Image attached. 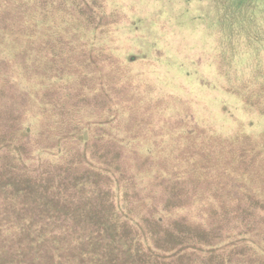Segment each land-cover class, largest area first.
Listing matches in <instances>:
<instances>
[{"label":"trees","instance_id":"16d2710c","mask_svg":"<svg viewBox=\"0 0 264 264\" xmlns=\"http://www.w3.org/2000/svg\"><path fill=\"white\" fill-rule=\"evenodd\" d=\"M56 1L0 0V83L5 102L9 100L15 110H21L20 130L39 138L32 159L44 164L48 156L60 157L50 163L56 167L57 183L72 171L71 158L78 157L87 172H93L88 180L105 177L123 196L129 190L139 192L144 188L148 194L139 198L136 193L137 198L131 200L130 208L138 216L152 220L147 210H155L156 205L150 204L158 200L165 217L155 221H162V248L153 241L157 238L153 229L147 239L133 235L135 227L139 225L138 231L142 227L132 221L130 210L129 221L122 225L119 221H66L60 204L41 207L38 215L37 206L24 211L19 197L3 194L0 264H136L137 256L142 259L138 250L145 253L143 245L155 253L152 264H264V162L259 161L260 148L241 131L224 140L196 123L199 128L193 130V121L197 120L193 117L192 121L188 112L178 121L168 119V113L159 106L162 97L147 95L143 81L137 79L135 83L137 77L132 70L113 56L109 61L111 56L105 51L110 49L94 48L92 44L73 46L64 28L67 25H46L50 13H63ZM59 1L66 6L84 2L93 11L94 0ZM246 1L250 0H238L234 5L242 9ZM194 2L187 0L185 5ZM222 2L227 0L212 3L222 6ZM224 7L226 13L228 4ZM220 15L215 18L219 28ZM198 22L192 14L191 18L178 19L176 26L175 19L167 17L166 28L160 27L159 33L167 28L177 32L180 26L189 32L187 29L202 27ZM37 33L42 34V40ZM82 40L84 36L74 39ZM38 41L43 46L35 50ZM98 51L104 54V60H98ZM72 75H78L80 81L90 76L94 92L79 89V96L84 97L72 100L71 92L66 94L60 83ZM134 88L138 90L136 96ZM9 91L17 93L19 100L9 99ZM50 102L53 106L47 108ZM160 139L166 150L162 151V178L141 181L144 184L140 186L128 164L120 165L119 160L123 154L154 155L151 146L159 145L154 142ZM110 153L118 158L115 164L105 161ZM87 179L76 181V188L87 185ZM157 185H162V205L156 199L157 191L151 190ZM196 211L199 221H191L190 213ZM54 217L56 221H52ZM159 224L155 226L160 228ZM122 230L125 235H112Z\"/></svg>","mask_w":264,"mask_h":264},{"label":"rangeland","instance_id":"374dc122","mask_svg":"<svg viewBox=\"0 0 264 264\" xmlns=\"http://www.w3.org/2000/svg\"><path fill=\"white\" fill-rule=\"evenodd\" d=\"M186 1H146L148 6L142 0H94L91 4L93 11H90L91 7L84 2L77 4V7L73 3L66 6L57 0L56 5L63 8V13H50L46 25H67L64 28L68 29L73 46L92 44L94 48L104 46L110 49L105 51L111 56L109 61L113 56L120 65L132 70L137 77L135 83L142 80L147 95L162 97L159 106L168 113V119L178 121L188 112L192 121L193 117L197 120L193 121V130L199 128L195 126L196 123L224 140L234 138L241 131L242 136H250L254 145L260 148L259 161L264 162V0L246 1L242 9L234 5L238 0H227L226 13L223 11L225 2H222V6L220 3L215 6L213 0H195L186 6ZM219 9H223L222 12ZM191 13L196 15L198 25H202L196 27L198 30L187 29L189 32H186L185 27L180 26V30L174 29L180 34L168 28L159 33L160 27L166 28L167 17L175 19L177 26L178 19L191 18ZM218 14H221V28L215 24ZM37 34L41 35L42 40V34ZM77 36H84L85 40L74 41ZM191 37L194 40L189 43ZM42 46L43 42L38 41L35 50ZM97 55L98 60H104L102 52L98 51ZM90 78L84 76L82 82L78 80V75H72L60 83L64 86L63 91L66 94L71 92L72 100L78 101L79 97H84L83 94L79 96L81 90L94 92L96 87L89 81ZM36 79L37 75L34 81ZM50 84L56 88L53 82ZM2 86L3 82L0 83V198L3 194L19 197L18 200L22 201L20 207L24 211L37 206L35 211L38 212L43 209L41 207L60 204V210L66 213V221H119L122 225L132 216V221L140 223L142 227L139 231L136 230L139 225L135 227L133 235L147 239L149 231L153 229L154 234L157 232V238L153 241L162 248V221L159 222L161 224L155 221L165 217L162 216V206H157L158 200H154L156 204H150L156 205L155 210H147L152 213V220L138 216L130 208L131 200L137 198L136 193H139V198L148 194L144 188H139V192L129 190L123 196L105 177L96 176L88 180L93 172H87V166L83 162L80 164L78 157L71 158L69 168L72 171L57 183L56 167L50 163L60 157L48 156L44 164L32 159L39 138L36 134L28 135L26 132V135L20 130L21 110H15L9 100L5 102L7 97L3 94ZM134 93L135 96L138 93L136 88ZM8 96L9 99L15 97V101L19 100L13 91H9ZM49 105L47 108H52L51 102ZM160 119L165 118L161 116ZM162 139L154 142L159 143L157 146L148 145L155 152L154 155L123 154L119 164H128L130 173L137 176L139 183L162 178V151H166L162 149L165 147L162 146ZM98 146L100 148L101 145ZM117 159L115 153H110L105 161L115 164ZM83 178L88 180V184L76 188V181ZM157 186L156 190H151L157 191L156 199L162 205V185ZM92 187L95 188L93 192ZM198 213H190L191 221H199ZM54 219L52 221H56ZM147 221L161 227L157 228ZM112 235H125V231ZM148 247L143 245L145 253L138 250L142 259L137 256L136 264L153 263L155 253H150L152 249Z\"/></svg>","mask_w":264,"mask_h":264}]
</instances>
